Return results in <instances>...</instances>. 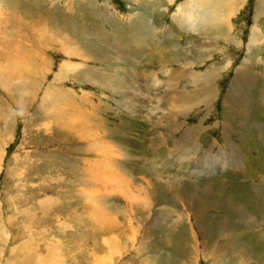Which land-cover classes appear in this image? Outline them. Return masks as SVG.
<instances>
[{
  "label": "rangeland",
  "instance_id": "1",
  "mask_svg": "<svg viewBox=\"0 0 264 264\" xmlns=\"http://www.w3.org/2000/svg\"><path fill=\"white\" fill-rule=\"evenodd\" d=\"M185 2L0 0V264H264V0Z\"/></svg>",
  "mask_w": 264,
  "mask_h": 264
},
{
  "label": "bare ground",
  "instance_id": "2",
  "mask_svg": "<svg viewBox=\"0 0 264 264\" xmlns=\"http://www.w3.org/2000/svg\"><path fill=\"white\" fill-rule=\"evenodd\" d=\"M172 1L173 0H170V2H172ZM243 3H244L243 0H186V2L179 7V9L176 13V16L173 19H174L175 23L177 24V26L184 32H192V31L200 32V31H205V29H206L207 31H215L219 34H222L223 30L226 28V26H223V23L228 20L227 19L228 15H229L228 12L233 10V7H241ZM263 6L264 5L260 3L257 7V19L261 18L260 16H261V13L263 12L262 11ZM257 19H256V23L258 22ZM226 24H228V23L226 22ZM230 39H232V38H229V40ZM260 40H261V34L259 33V29L256 26H254L252 33H251L249 46L253 47V45L254 46L255 45H261ZM12 67H13V64H12ZM24 67L25 66H23L22 68L24 69ZM31 67H32V65H31ZM214 70H216V69H214ZM206 74L208 75L207 78H203L201 80H196L195 86L200 87V89L194 90V93L192 94L190 99H189V96L186 92H182L183 95H182V98L179 102L180 107H181V105L190 106L192 103H197V102H199L201 104L208 103L209 99L210 98L212 99V97H214L215 90L211 89L210 86L214 85V80L216 79V73H213L212 71L209 70ZM89 77H93V76L89 75ZM251 81H252V78H248V77L240 78V80L238 79V88H239L238 91L239 92L237 91V94L238 93L241 94L240 91H242L243 88L247 84H250ZM203 87H205V88H203ZM233 94H235V93H233ZM233 94H231V95H233ZM242 95H240V96H242ZM240 96L238 94V99H237L238 103L237 104L235 103L234 105H238V106L243 105V104H241V101L239 99ZM229 97H230V95H229ZM228 99L229 98H227V100ZM230 100H231V98H230ZM228 102H229V100H228ZM175 116H177V115H175ZM187 149H188V152H192L191 151L192 149L190 146ZM258 163H259V165L257 168H260L262 163L257 161V164ZM251 164H255V162H252ZM110 177L112 178L113 176H110ZM120 178H122V177H120ZM112 179L114 180L115 183H117L119 180V175L117 174V176L115 178H112ZM259 180L264 181V174L259 176ZM119 184L120 183L118 182L117 185H119ZM263 185H264V183H263ZM261 200H263V199H261ZM240 257H242V256H240ZM38 264H39V262H38ZM40 264H42V263H40Z\"/></svg>",
  "mask_w": 264,
  "mask_h": 264
}]
</instances>
